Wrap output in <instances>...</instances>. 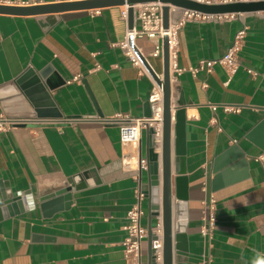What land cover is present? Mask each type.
<instances>
[{"label":"crops","instance_id":"1","mask_svg":"<svg viewBox=\"0 0 264 264\" xmlns=\"http://www.w3.org/2000/svg\"><path fill=\"white\" fill-rule=\"evenodd\" d=\"M65 1L76 0L40 4ZM126 9L127 5H113L0 14V85L28 69L45 67H50L56 83L65 80L50 91L61 117L17 118L12 128L0 131V199L1 191L9 188L13 195L28 192L34 203L0 219V264L126 263L124 226L148 178L143 170L141 183L140 158L146 159L150 128L143 130L138 146L122 143L120 123L111 118L119 113L147 116L155 85L146 67L135 66L120 47L128 31ZM135 25L139 28L137 20ZM242 29L245 38L236 72L229 74L219 65L191 72L202 61L222 57ZM135 41L162 75V58L152 55L161 39L138 36ZM178 64L183 70L172 81V107L183 95L189 250H174V264H251L256 253H264V127L249 137L264 120V12L187 21L179 30ZM16 89L30 101L19 83ZM0 112L6 115L1 102ZM174 122L173 117L175 195ZM233 147L244 152L248 176L242 177L240 167H235L234 154L226 155L221 167L232 181L210 190L217 222L211 243H206L200 227L207 179L214 177L215 159ZM157 150L162 153L161 144ZM130 158L137 160L134 167L125 164ZM90 170L95 171L84 174ZM160 171L162 176V165ZM75 177L80 189L71 192V200H48L52 205L42 209L39 198L69 186ZM141 203L142 225L148 229L150 199L144 195ZM148 250L147 237L142 244L144 264Z\"/></svg>","mask_w":264,"mask_h":264},{"label":"water","instance_id":"2","mask_svg":"<svg viewBox=\"0 0 264 264\" xmlns=\"http://www.w3.org/2000/svg\"><path fill=\"white\" fill-rule=\"evenodd\" d=\"M150 2H160L163 4V27L169 28L170 6H176L185 9L200 11L206 14H231V13H249L264 12V0H240L220 3H207L200 0H76L57 3L37 4L31 6L5 5L0 4V14L11 15H37L46 13L62 12L74 9H98L113 5L128 6V28L133 29L136 24L134 5ZM131 45L139 55L144 67L148 70L153 80L163 89V134L161 151L159 154L157 148L154 129L149 130V136L146 144V160L148 162V178L142 183V169L140 170L141 191L150 199V225L148 228L149 250L148 262L152 263V240L156 238L153 233V227L158 223V216L162 217L163 224V246H164V264H174V250L188 251L189 242L187 228L189 225V177L187 175V155H186V107L187 102L183 95L175 101V108L172 107V81L170 70V50L169 39L165 35L162 38V61H163V78L150 64L148 58L140 48L131 39ZM50 67L35 71L34 69L26 70L21 76L14 81L0 85V102L10 118H58L61 113L57 112L56 104L50 95V91L64 83H56L54 76L51 75ZM16 83H19L24 93L31 101H26L20 90L16 89ZM32 103L34 109L30 106ZM147 117L152 115L151 104L148 102ZM175 118L174 126V163L176 191L172 193V118ZM264 127V120L260 121L250 132L251 137L256 131ZM234 154L237 162L235 167H240L242 177L248 176L245 170L248 164L244 159V152H239L236 148H231L222 156L215 159L213 165L214 177L207 179V198L210 197V190H216L228 181L222 162L226 155ZM142 159V155L140 160ZM162 165V176L160 167ZM95 170L85 172L89 175ZM244 173V174H243ZM209 170L208 177H211ZM78 177L72 179L70 185L57 190L51 194H46L39 198L42 202V209L52 205L53 202L66 203L71 200V192L80 189ZM162 178V183H161ZM24 192L21 195H13L9 188L1 191L0 199V219L10 217L24 212L29 206H34L32 201ZM174 198L176 201L174 202ZM53 200V202H47ZM20 206V207H19ZM20 210V211H19Z\"/></svg>","mask_w":264,"mask_h":264},{"label":"built area","instance_id":"3","mask_svg":"<svg viewBox=\"0 0 264 264\" xmlns=\"http://www.w3.org/2000/svg\"><path fill=\"white\" fill-rule=\"evenodd\" d=\"M207 3L228 2L227 0H200ZM0 4L5 5H21L31 6L40 4V0H0ZM135 18L139 22V28L135 25L133 29H129L120 42V47L124 50L127 57L135 66L144 68V65L131 45V39L136 44L135 39L139 36H147L150 38H159L161 42L156 44L152 55L161 57L163 53L162 38L167 35L169 39L170 50V70L171 81H176L182 73V68L178 64V47H179V30L184 23L191 20L203 21L216 18L234 17L236 13L231 14H206L200 11L170 6V23L169 28L163 27V4L160 2H150L134 5ZM123 16L128 17V6L123 11ZM245 38V29L237 32L232 45L225 54L216 59L202 61L198 66L191 68L192 73H198L200 70H211L215 65L223 67L229 74L236 72L239 66V53L241 51ZM137 45V44H136ZM155 82V81H154ZM155 83L149 102L151 104L152 115L150 117H134L129 114H116L111 119L120 123V139L122 143L138 146L142 140V133L145 128H153L158 145L162 143L163 134V89H160ZM216 109V105H212ZM17 120L10 118L0 112V131L12 128ZM142 170L148 169V162L145 158L140 160ZM144 194L139 191L136 202L127 211L125 230L127 232L124 241V257L125 264H144L142 244L143 240L149 236L148 229L142 225V217L144 209L142 207V199ZM216 200L210 195L203 201L202 224L200 233L206 243H211L213 233L217 222ZM158 223L153 227V233L156 238L152 240V263L164 264V246H163V224L161 215L158 216ZM210 262L211 260L208 259ZM208 262V263H209ZM206 264V261H204Z\"/></svg>","mask_w":264,"mask_h":264},{"label":"clouds","instance_id":"4","mask_svg":"<svg viewBox=\"0 0 264 264\" xmlns=\"http://www.w3.org/2000/svg\"><path fill=\"white\" fill-rule=\"evenodd\" d=\"M251 264H264V253H256L255 258L251 261Z\"/></svg>","mask_w":264,"mask_h":264},{"label":"bare ground","instance_id":"5","mask_svg":"<svg viewBox=\"0 0 264 264\" xmlns=\"http://www.w3.org/2000/svg\"><path fill=\"white\" fill-rule=\"evenodd\" d=\"M159 78H163V75L159 74ZM160 89L162 90V87H160ZM136 163H137L136 158L125 159V164L130 167H134Z\"/></svg>","mask_w":264,"mask_h":264},{"label":"rangeland","instance_id":"6","mask_svg":"<svg viewBox=\"0 0 264 264\" xmlns=\"http://www.w3.org/2000/svg\"><path fill=\"white\" fill-rule=\"evenodd\" d=\"M162 58V57H161Z\"/></svg>","mask_w":264,"mask_h":264}]
</instances>
